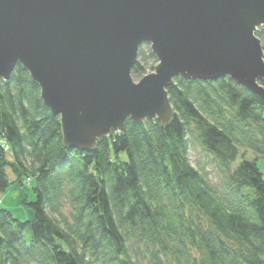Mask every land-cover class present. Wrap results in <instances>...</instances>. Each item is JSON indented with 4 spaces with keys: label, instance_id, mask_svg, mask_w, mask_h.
<instances>
[{
    "label": "trees",
    "instance_id": "obj_1",
    "mask_svg": "<svg viewBox=\"0 0 264 264\" xmlns=\"http://www.w3.org/2000/svg\"><path fill=\"white\" fill-rule=\"evenodd\" d=\"M151 62L144 43L132 75ZM168 96V125L128 117L81 151L23 65L0 80V192L31 175L35 194L32 220L0 207V264H264V100L230 76H178ZM192 143L217 177L192 164Z\"/></svg>",
    "mask_w": 264,
    "mask_h": 264
},
{
    "label": "water",
    "instance_id": "obj_2",
    "mask_svg": "<svg viewBox=\"0 0 264 264\" xmlns=\"http://www.w3.org/2000/svg\"><path fill=\"white\" fill-rule=\"evenodd\" d=\"M261 26L264 0H0V80L23 65L64 145L92 151L128 117L168 125L178 76H230L264 100ZM144 43L158 63L135 83Z\"/></svg>",
    "mask_w": 264,
    "mask_h": 264
},
{
    "label": "rangeland",
    "instance_id": "obj_3",
    "mask_svg": "<svg viewBox=\"0 0 264 264\" xmlns=\"http://www.w3.org/2000/svg\"><path fill=\"white\" fill-rule=\"evenodd\" d=\"M261 27H263V26H261ZM261 27H259V28H261ZM259 28L256 30V35H257V31L259 30ZM152 65H153V63L151 62L149 67L146 70L147 74H145V75H148V74L153 73L155 71L152 69V67H151ZM142 77L143 76L139 77V76L132 75L133 81L135 83H138ZM1 141L4 142V140H1ZM4 145L5 146L7 145L6 142H4ZM4 150L9 152L11 156L13 155V153L10 150L6 149L5 147H4ZM188 153H189V157L191 159V162L195 167L204 168V171L207 170L211 177H217L216 163L214 162L212 156L210 154H208L202 148V146H200L198 143H192L190 148H189ZM246 157L249 159H254V155L252 154L251 151L247 152ZM257 163H258V166L261 168V170L264 171V158L258 159ZM8 173H9L10 180L14 182V180L16 179L15 175L10 170L8 171ZM22 177L24 178V185L20 184L19 182H14L8 188V190H6V193H4L5 194L4 196L8 195V203H10L12 206L8 207V206H6L7 204L5 203L2 205V207L10 208V211L12 212L14 217H16L17 219H20L22 221H26V220L34 219L35 213H34L33 208L28 206V205L23 204L21 199H23L26 196L27 201L31 202V201L35 200V194H34L33 189L31 188L30 184L27 183V181H26L27 178L25 177V175H23ZM28 177H30L31 180H34L33 176L29 175ZM2 201L3 200L0 199V203H2Z\"/></svg>",
    "mask_w": 264,
    "mask_h": 264
},
{
    "label": "crops",
    "instance_id": "obj_4",
    "mask_svg": "<svg viewBox=\"0 0 264 264\" xmlns=\"http://www.w3.org/2000/svg\"><path fill=\"white\" fill-rule=\"evenodd\" d=\"M5 194H3V193H0V199H2L3 201H2V203H0V207H2V205L3 204H7L6 206H12L10 203H8V195L7 196H4ZM21 201H22V199H21ZM8 207H6L7 209H9L10 210V208H8ZM5 208V207H4Z\"/></svg>",
    "mask_w": 264,
    "mask_h": 264
},
{
    "label": "bare ground",
    "instance_id": "obj_5",
    "mask_svg": "<svg viewBox=\"0 0 264 264\" xmlns=\"http://www.w3.org/2000/svg\"><path fill=\"white\" fill-rule=\"evenodd\" d=\"M2 140H4V139L2 138ZM4 142H5V140H4ZM4 142H2L3 148H4V147L6 148L7 146L10 147L7 143H6L7 145L5 146V145H4ZM8 150H10V148H9ZM0 193H3V194H4V193H6V191H5V192H0Z\"/></svg>",
    "mask_w": 264,
    "mask_h": 264
},
{
    "label": "built area",
    "instance_id": "obj_6",
    "mask_svg": "<svg viewBox=\"0 0 264 264\" xmlns=\"http://www.w3.org/2000/svg\"><path fill=\"white\" fill-rule=\"evenodd\" d=\"M6 149H9V147L7 146V147H6ZM26 181H27V183H29V184H31V183H32V180H31V178H30V177H27Z\"/></svg>",
    "mask_w": 264,
    "mask_h": 264
}]
</instances>
